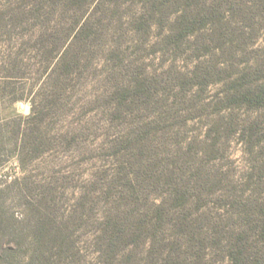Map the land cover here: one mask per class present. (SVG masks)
<instances>
[{"label": "rangeland", "instance_id": "374dc122", "mask_svg": "<svg viewBox=\"0 0 264 264\" xmlns=\"http://www.w3.org/2000/svg\"><path fill=\"white\" fill-rule=\"evenodd\" d=\"M137 3L124 0L112 12L92 6L76 11L58 0H0V264H26L34 251L42 253L40 264H54L58 243L49 238L56 231L75 253L70 264H102L96 238L102 219L115 211L107 191H116L120 177L138 168L171 167L187 141L204 137L209 118L183 123L176 114L185 115L189 105L177 94L175 78L193 61L155 52V32L139 41L124 17ZM78 17H88L95 34L73 43ZM254 48L264 55V40ZM135 76L147 80L151 94L122 101ZM219 87L211 84L204 99ZM258 113L240 111L239 118ZM216 155H204L203 166L222 167L236 179L244 175L248 164L237 134ZM146 191L150 207L159 196L151 186ZM188 211L200 217V226L232 223L217 204L204 215ZM42 220L52 232L40 245ZM176 233L169 226L152 247L147 242L121 250L115 264H227L222 246L213 244L198 257Z\"/></svg>", "mask_w": 264, "mask_h": 264}, {"label": "trees", "instance_id": "16d2710c", "mask_svg": "<svg viewBox=\"0 0 264 264\" xmlns=\"http://www.w3.org/2000/svg\"><path fill=\"white\" fill-rule=\"evenodd\" d=\"M58 1L76 11L92 6L94 11L107 7L117 12L124 4V0ZM124 17L140 42L156 33L155 52L169 53L173 59L184 55L193 61L188 72L178 71L175 78L177 94L189 105L185 115L179 110L176 114L183 123L204 116L209 119L204 137L187 141L171 167L160 171L138 168L120 177L122 183L116 191H107L106 198H115V211L102 219L96 238L101 263H117L125 248L133 251L147 242L152 247L163 239L160 233L172 226L198 257L214 244L225 250L227 264H264V55L254 48L257 39L264 40V0H138ZM81 19L73 23V43L95 34L89 18ZM217 83L220 87L213 97L204 99L208 87ZM149 86L144 77L135 76L132 86L123 88L119 98L143 97ZM240 111L263 113L241 120ZM235 134L243 143L248 164L240 179L222 167L210 170L203 166L207 161L204 155L216 159L221 146ZM148 186L159 196L150 207L144 204L149 200ZM210 204L226 208L232 223L211 220L209 225L200 226V217H193L188 209L204 215ZM45 221L37 226L40 245L48 238L45 233L52 232ZM49 239L58 243L52 262L70 264L68 259L75 253L66 239L59 231ZM41 256L34 251L26 264H40ZM132 256L129 254L126 261Z\"/></svg>", "mask_w": 264, "mask_h": 264}]
</instances>
